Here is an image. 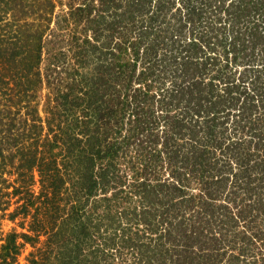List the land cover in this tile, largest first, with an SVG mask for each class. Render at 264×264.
Here are the masks:
<instances>
[{
	"label": "trees",
	"instance_id": "obj_1",
	"mask_svg": "<svg viewBox=\"0 0 264 264\" xmlns=\"http://www.w3.org/2000/svg\"><path fill=\"white\" fill-rule=\"evenodd\" d=\"M17 217L0 264H264V0H0Z\"/></svg>",
	"mask_w": 264,
	"mask_h": 264
},
{
	"label": "rangeland",
	"instance_id": "obj_2",
	"mask_svg": "<svg viewBox=\"0 0 264 264\" xmlns=\"http://www.w3.org/2000/svg\"><path fill=\"white\" fill-rule=\"evenodd\" d=\"M14 205H12L10 207V211L14 210ZM18 222H20L19 217H17L13 222L8 221L6 219L0 221L1 225H0V236L1 233L5 234L6 232H8L10 229H17L20 230L17 226H18ZM30 248H26V250L21 254V256L18 259L19 264H25V257L28 254Z\"/></svg>",
	"mask_w": 264,
	"mask_h": 264
}]
</instances>
